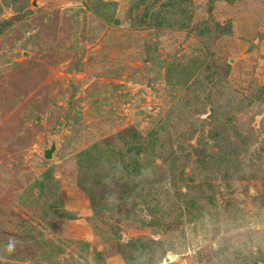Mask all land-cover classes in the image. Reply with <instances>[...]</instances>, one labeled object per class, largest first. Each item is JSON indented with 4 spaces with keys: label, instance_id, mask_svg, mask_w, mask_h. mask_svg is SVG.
Instances as JSON below:
<instances>
[{
    "label": "rangeland",
    "instance_id": "1",
    "mask_svg": "<svg viewBox=\"0 0 264 264\" xmlns=\"http://www.w3.org/2000/svg\"><path fill=\"white\" fill-rule=\"evenodd\" d=\"M0 264H264V0H0Z\"/></svg>",
    "mask_w": 264,
    "mask_h": 264
},
{
    "label": "water",
    "instance_id": "2",
    "mask_svg": "<svg viewBox=\"0 0 264 264\" xmlns=\"http://www.w3.org/2000/svg\"><path fill=\"white\" fill-rule=\"evenodd\" d=\"M53 149L46 151V157L50 158L52 156Z\"/></svg>",
    "mask_w": 264,
    "mask_h": 264
}]
</instances>
